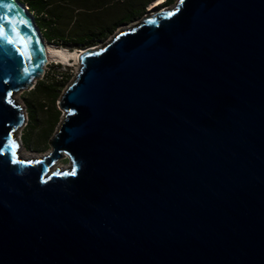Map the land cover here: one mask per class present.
<instances>
[{"label":"water","instance_id":"water-1","mask_svg":"<svg viewBox=\"0 0 264 264\" xmlns=\"http://www.w3.org/2000/svg\"><path fill=\"white\" fill-rule=\"evenodd\" d=\"M0 26V264H264V0H176L83 48L37 159L12 94L42 35L19 0Z\"/></svg>","mask_w":264,"mask_h":264},{"label":"rangeland","instance_id":"rangeland-1","mask_svg":"<svg viewBox=\"0 0 264 264\" xmlns=\"http://www.w3.org/2000/svg\"><path fill=\"white\" fill-rule=\"evenodd\" d=\"M22 1L26 2L28 5L30 3L38 5L39 3V0ZM101 1L103 0H83L81 2L85 4H94L95 2L99 3ZM175 1L176 0L164 1L162 5L157 7L154 6V8L150 7L152 2L147 3L143 6L142 12L132 20L112 26L109 33L97 38L90 44H85L86 46L84 47L81 46L78 48L83 49L92 45L103 44L110 39L112 34L120 31L124 27L130 26V24L136 23L140 18L148 15L149 12H154L161 7L164 9L172 8ZM23 2L22 4H24ZM128 5H130L128 2L124 4L111 2L102 9H99L98 13L95 12V14L90 16L91 20L89 19L88 21L91 25H94L95 23L99 26L110 24L114 18H119L120 16L125 15L127 12L126 7ZM29 12L32 16L34 15L36 17L35 19H37L36 21H38V24L43 22L42 17L45 15L40 12V9H34V11ZM81 13L82 12L79 13L80 15L78 14V19H86ZM88 24H86V26ZM43 41L49 45L60 46L59 44H55V42H57L55 37L53 40L48 41L43 39ZM61 46L66 47L65 45ZM71 48L73 47H70L69 49ZM77 66L78 64L75 63L74 60L56 61L50 59L44 65L42 74L32 80V85L30 87L20 89L12 94L14 102L21 104L26 113L25 123L17 129L15 133L20 141V146L25 151L32 154H43L47 152L49 148L48 139L62 117V108L58 106L60 95L64 87L71 81Z\"/></svg>","mask_w":264,"mask_h":264},{"label":"trees","instance_id":"trees-1","mask_svg":"<svg viewBox=\"0 0 264 264\" xmlns=\"http://www.w3.org/2000/svg\"><path fill=\"white\" fill-rule=\"evenodd\" d=\"M19 1L23 2L22 0ZM81 1L83 0H39L38 5L23 3L28 11L40 9V12L45 15L42 17L43 22L41 24H38L34 15L32 16L44 40L50 41L55 37L57 41L55 44L65 45L67 48H78L84 47L85 44H90L97 38L109 33L112 26L132 20L142 12L143 6L153 0H103L94 4H85ZM111 2L116 4L128 2L130 5L126 7L127 12L124 16L114 18L110 24L99 26L95 23L91 25L88 21L90 16L95 12L98 13L99 9ZM80 12L86 19H78ZM86 24L88 25L86 26Z\"/></svg>","mask_w":264,"mask_h":264},{"label":"bare ground","instance_id":"bare-ground-1","mask_svg":"<svg viewBox=\"0 0 264 264\" xmlns=\"http://www.w3.org/2000/svg\"><path fill=\"white\" fill-rule=\"evenodd\" d=\"M162 0H153L151 1V5L150 7L154 8V6L158 5ZM23 6V4H22ZM168 9V8H166ZM149 15V14H148ZM133 24H130V26ZM128 26V27H130ZM40 41H41V46H42V50H43V55H44V62H43V66H42V70L44 69V65L46 64V62H48V60L52 59V60H56V61H66V60H74L75 63L78 64V54L79 52H81L83 49L82 48H66L63 46H53V45H49L48 43H46L45 41H43V39L40 36ZM101 44L98 45H94L91 47H99ZM15 97V96H14ZM17 98V97H16ZM18 104V103H16ZM22 111H24V107L21 104H18ZM25 112V111H24ZM26 115V113H25ZM19 129V128H18ZM17 135V134H16ZM18 156L24 159H37L38 157L42 156L43 154L37 153V154H32L29 153L27 151H25L20 144L18 145Z\"/></svg>","mask_w":264,"mask_h":264},{"label":"snow or ice","instance_id":"snow-or-ice-1","mask_svg":"<svg viewBox=\"0 0 264 264\" xmlns=\"http://www.w3.org/2000/svg\"><path fill=\"white\" fill-rule=\"evenodd\" d=\"M183 2V0H181V3ZM10 7V6H9ZM177 11H178V9H177ZM170 15H171V13H170ZM154 22V21H153ZM4 35V32H3V28H2V26H0V36H3ZM12 41L11 40H9V43H11ZM22 55H23V53H21ZM11 144H12V146H13V149L15 148V142L14 141H11L10 142ZM12 157H13V159H12V163H21L17 158H16V152H15V150H13L12 151ZM30 163V162H29ZM66 175L68 174V173H65ZM71 175H75V172H72L71 173Z\"/></svg>","mask_w":264,"mask_h":264},{"label":"clouds","instance_id":"clouds-1","mask_svg":"<svg viewBox=\"0 0 264 264\" xmlns=\"http://www.w3.org/2000/svg\"><path fill=\"white\" fill-rule=\"evenodd\" d=\"M164 1H166V0H162L159 4L162 5V3H163ZM159 4L156 5L155 7L160 6ZM161 8H162V7H161ZM161 8H158V9H161ZM58 63H59V62H58Z\"/></svg>","mask_w":264,"mask_h":264}]
</instances>
